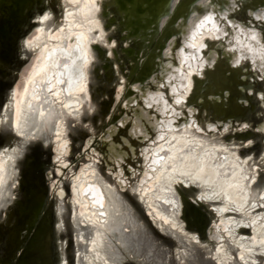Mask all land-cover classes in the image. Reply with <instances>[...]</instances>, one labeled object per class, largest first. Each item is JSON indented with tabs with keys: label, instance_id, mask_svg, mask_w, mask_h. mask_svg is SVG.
I'll return each mask as SVG.
<instances>
[{
	"label": "rangeland",
	"instance_id": "rangeland-1",
	"mask_svg": "<svg viewBox=\"0 0 264 264\" xmlns=\"http://www.w3.org/2000/svg\"><path fill=\"white\" fill-rule=\"evenodd\" d=\"M207 2L208 3H206L205 5V4H201L199 0L196 4H194L195 8H190L191 11L186 10L183 14L184 16H181L178 21L175 20L176 18H172L174 16L172 15V17L168 19L169 20L168 28H165V29H169L168 33H164L165 29L164 31L149 33L147 35V38L142 40L143 41L142 44L136 45L138 46L137 49L142 47V49L144 48L146 50L147 55L149 57L151 56L148 60L149 65L147 67V79L140 89L134 88L130 85H127L125 88H121L120 92L118 93L119 96L117 95V98H119L122 94L120 98L121 100L115 107L113 116H115V118L124 116L125 123L123 127L125 129L126 126L133 119L135 118L137 119L141 117L146 121L147 125L152 129L148 130L145 127V125H143L142 126L143 132L133 136V138L137 139L134 141H132L131 138L125 136V132H124L125 129L122 130L120 135L117 136L119 139L121 138H124V140L127 139L126 144L127 145L129 144L130 149L132 151L130 153L127 151V149H123L125 154V160L122 164V167L124 174H126V177H128V179L130 178L129 179L130 185L124 189L125 192H123V194L131 192L132 196L136 197L135 186H136V177L137 174L139 173L138 169L140 168V161H139L141 160L140 151L144 148H147L148 143H153L150 144V147L154 146L155 148L154 168L152 171V177L148 181V183L146 184V188L144 189V195L150 198L151 194L156 193L157 194L156 197L160 199L161 202H164V200L160 198V194H161L160 179L162 178L165 170L167 168H170V164H168L170 157L172 155L170 144L174 141V139L177 138L182 140L181 144L183 145V147H185L184 145H186L185 136H187V133H176L171 135L170 137L166 136L167 134L159 135L156 136L155 141H153L155 129L151 123H153V118H155L160 123L164 119L161 117L160 112L156 108L157 101H164L165 104L167 105L166 115L171 114V111L174 112L175 122H179V121L181 122L182 119H186V115H185L186 108L185 107L176 108L175 106H177V104L173 100V97H171V93L174 88L171 79L173 76V71L178 67L177 66L178 60L180 64L179 65L180 69H184V65L187 61H190L191 67H194L195 65L199 64L202 60L200 47L193 46L190 40H187L186 42L183 43V38H185V36L187 35L188 24L191 17L200 16L203 22L205 18L204 13H207L206 15H208V18L211 20V22L218 21L221 27L222 26L225 27V33L224 36L221 38V42L218 45H216L214 48V53L215 54L217 53L216 57H222V58L226 57V59H229L230 54H228L227 52L232 51L235 56L236 64L241 63L242 60L252 62V64L257 66V67L255 66L256 68L254 69L253 72H251V69L246 65V63H244L243 65H239V69L241 70V72H245V75L247 77H250V79L252 78L253 83L255 82L253 84L255 92L259 91L264 93V62H263L264 61V13L263 12L258 13V11H260L261 8H259V5L257 4L256 0H208ZM175 3H177V0L173 4L174 6L176 5ZM53 11L55 13L53 19H55L57 10L56 12L55 10ZM106 18L110 19L109 16H107ZM110 25L112 24L110 23ZM237 31L238 33L235 35V32ZM108 32L109 33H107V36H115L116 38H119V36L121 35L120 28L119 29L115 28L114 31L109 30ZM43 37H44V32L42 29H40L38 34L34 37V40L32 41V45H35L37 42L43 39ZM50 41L51 39L47 43L48 46L44 47L43 50H41L40 58L44 57V59L42 60V62L40 63L37 69H33L32 71L33 75L30 78V80L33 78V76L36 75L38 71L41 70L42 66L44 67L46 65H48L47 67L51 77L55 78L57 76L56 67L58 64V60L60 58V50H58V47L53 48L51 46ZM99 44L102 47L104 46L107 47L109 52H111L112 48L109 43L104 45L100 41ZM129 46L130 44H127V42L125 43L123 42L120 43L119 46L115 47L117 56L114 57L113 54L110 53V56L113 57L111 67L109 65L105 66L106 64L105 61L97 60L95 62L96 63L95 66L100 69L98 73L101 76L99 77L98 74L97 75L95 74V71L93 72V77H92L93 87L91 91L93 95L95 94L94 97H92V103H91L93 104V108H92L93 110L88 114L89 117L86 118L87 120L83 121L84 123H78V124L72 123L69 126L70 132H72L73 134L78 132L77 137L79 138L78 142L80 143L74 142L71 145L70 153L67 156V161H68L67 164L64 165L54 160L53 161L54 167L49 168L50 170L53 171L54 174V182L52 188H50V192H52V194L55 196V193L59 188V186L63 187L61 188V191H59V196L56 197V203L60 200V198H63L64 195L69 191L70 184L68 183L72 178L76 176L77 174L76 170L86 166L87 163L85 162H88V160H93V158H90L88 156L89 154L90 155L93 154L90 152H92L93 150H98V151L100 149L104 150L103 142L104 140H106L105 135H107L109 128H106L104 126L106 120L102 116V108L107 106L106 104L107 102H111L112 93L115 90V88L118 87L120 83L127 82L126 78L127 75H129L130 73L129 69L134 59L133 55L134 52L136 53L134 47H133V51L130 52ZM59 47L65 53L68 54L71 62H74L73 58L70 55L73 49L78 48L77 44H74L72 41L67 45L60 44ZM142 63H144V61H142ZM51 64L52 67L50 66ZM184 70L187 69L185 68ZM78 75L79 73H75V77H77ZM255 75L256 76L259 75V76L256 78ZM75 77L71 75L70 68L66 70L63 76L61 95L64 97L66 102H70L73 99L71 92H72V87L74 86L73 82L75 80ZM40 85L38 82L35 83L32 90L35 93V95H37L38 97L40 96L44 97V101L40 102L39 99L36 98L29 106H26L25 104L22 103V99L20 97L17 105L13 110L12 115H10L7 119L10 122V124L13 125L14 128L16 127L15 129L17 133H22L28 128L37 127L38 124L42 122V117L44 113L48 110V108L51 106L52 102L54 101L55 98L54 94L56 91H54L53 85L51 83L46 84V87H41ZM27 86L28 85H25L23 89L26 88ZM131 89L136 90L137 95L135 96L131 95L130 94ZM97 90H100V93H98ZM23 91L21 92V95L23 94ZM255 92H253L254 95L251 97V103L252 102L253 103L250 104V106L248 107L249 108L248 115H249V119L252 120V125L259 123L264 117L263 105L256 98ZM33 107L36 108L34 109ZM195 118L196 120L201 122V124H203L205 120H207L206 113L204 112L195 115ZM106 123L107 124L105 125H108V122ZM250 128L251 130H247V131L254 132L252 126ZM114 129L115 128H113V130ZM114 131H115L114 134L115 133L118 134L119 132V130L117 132V129H115ZM259 132L256 131L254 133V135H256L255 143L258 144V146L256 147L257 149L253 152V155L251 156L250 160L248 161L246 165V170L244 169L243 172L244 178L241 177L242 181L245 180L246 178L250 180L253 177L254 171H251V169L254 166H258V170L260 171L259 178L264 179V160L260 155L261 151L264 150V132H260V133ZM87 133H90L93 139L91 145L89 146V149L84 150V148L83 149L81 148L82 141H83V136H86ZM230 134L231 131L230 132L227 131L226 135H220V134L212 135L210 133H206L204 134V139L207 141L217 140L228 144V147L230 148H234L236 147V145H234L233 143L234 142L237 143L238 141L237 140L232 141L231 137L229 136ZM121 135H123L124 137H121ZM139 136H144L145 138L140 139L138 138ZM89 141L87 143L84 141V143H86L85 144L86 146L89 145ZM192 144L197 147L199 152L205 153L206 151L213 149V147H209V146L202 147L198 145V143L192 142ZM245 147L247 146H243V145L238 146L240 151L243 150V148ZM230 158H232L231 159L232 162L235 163V160L233 159L234 156H231ZM7 159H8L7 157H4L2 159L1 164L3 166L7 164ZM211 160L212 159L209 156H205L202 159V166L198 169L196 173L197 183L199 185L192 184L188 188L185 189L183 188L188 195L193 196V199L192 198L186 199L187 200L186 202L188 204L192 205L196 203L195 200L196 197L194 195L195 193L197 194V196H202L205 194L206 189L201 185V182H203L202 184L206 183L207 182L206 180L209 177L213 176V169L217 168L214 164L210 162ZM93 164L96 166L97 169L96 175L103 181L104 186L113 191L120 192V190L115 184V181L112 180L110 175L107 174V170L105 167L106 164L104 163V161L98 160ZM59 165L62 167L68 166L67 170H69V172L67 173L66 172L67 170H62L58 168ZM79 165L81 166L77 167ZM127 167L131 168V171H133V169L134 170L137 169V170L135 172L133 171L132 174H129V172H127L128 170ZM242 167L238 169L239 173L242 172ZM59 176L61 177L58 181ZM221 180L222 179L220 176L219 179L217 180L218 182L216 181L217 183L215 184V186L221 185L222 183ZM86 181H87L86 184H83L82 186L85 189L86 194L90 200L89 201L87 200V202L82 206L78 216L75 218L76 221L75 219L73 220L77 224V229L79 230L89 227V232L87 234H83V235L81 234V238L79 239L77 244L81 248L79 250L80 253H78V248L76 251L78 254L77 259L79 260L78 264L121 263L122 261L121 260L119 261L118 257L120 256L119 258L122 259L123 256L119 253L118 256V254L113 250L111 252V256H112L111 258L113 260H111L108 257L109 251L107 250L110 249L109 247H107L108 246L107 241L109 238H110L109 240L113 238V234L116 231L118 230L121 231V229L125 227L126 228L123 229L122 232L124 236H127L129 231L127 229L128 225L123 223V225L120 227L119 224H116L114 222L111 216V212L107 209L105 205L104 195L102 194L100 188L92 185L91 178ZM57 183L58 186H56ZM224 184H228V183H224ZM254 189H255L254 200L251 199V197H249V199L245 202L240 200H232V201L216 200V202L207 203L205 205L207 209L206 214L208 219L209 220L216 219L215 221L218 222L219 229H221L220 236L216 238V240L207 238L204 232L205 227L204 228L202 227L200 229V233H194L195 231H192L193 232L192 233L185 228L183 230L180 229V227L182 228V222L180 220H178V222H174L175 223L174 225L178 226L179 228L172 227L170 226V224H167V222L166 223L164 222L165 223L164 224L159 220L156 221L153 220L152 221L153 224L149 226L148 219L144 218L145 216L143 215L144 214L143 207L145 203L142 198L139 199L138 207L141 210L144 220L148 223V226L151 229H153L154 232H159L160 234H163L162 235L163 237H165V241H164L165 244H163L162 241V245L161 244L158 245L156 243V239L151 238L150 242H152V244H155V246L157 247H162L161 249L163 250V252L161 253L156 252L155 255H151V257L149 258L150 261L149 260L143 261V258H139V263L140 264H174V263L193 264L194 263L193 255H197L196 264H225V260L228 257L230 258V260L228 261L227 264H260V262L264 259V252H256L254 261L252 260L251 256L248 253L249 244H254L256 247L259 248L260 246L262 247V243H264L263 235L258 232V229L260 227H264V197L261 198V196L259 195L261 189L255 187ZM1 193H2V187L0 184V194ZM63 204L64 206L66 205L67 208L69 207L68 202L63 201ZM223 209L231 210L232 214L225 216L222 215L221 210ZM165 212H166L165 217L168 219L169 216L172 215L173 213V208L170 204L166 205ZM236 220H240L244 222L246 227L242 229V231L245 232L244 236H241L240 234H234L233 232L234 226L238 224ZM148 226L146 229H148ZM92 230H94L93 233ZM115 244L116 243L114 242V245ZM166 258L167 261L165 263L164 259ZM115 259H117V261H114Z\"/></svg>",
	"mask_w": 264,
	"mask_h": 264
},
{
	"label": "water",
	"instance_id": "water-1",
	"mask_svg": "<svg viewBox=\"0 0 264 264\" xmlns=\"http://www.w3.org/2000/svg\"><path fill=\"white\" fill-rule=\"evenodd\" d=\"M175 1L176 0H103L100 10V21L106 31V37L112 49L111 52H109L107 47H102L99 43L94 44L95 62L97 60L105 61V66L109 65L111 67L112 57L110 53L116 57L117 53L115 47L123 42L130 44V52L133 51V47L136 50L129 69L130 73L126 78L127 82H122L123 84L120 83L119 85H122V88L130 85L140 89L147 79L148 60L151 56L149 57L146 50L144 48L142 49V47L138 48L140 49L138 50V46L136 45L142 44V40L147 38L149 33L164 31L165 28H168V19L172 17V15H174L172 18H176L175 20L178 21L181 16H184L183 14L186 10L195 8L194 4L199 0H184L182 2L177 0L174 6L173 4ZM202 1L203 0H200L201 4ZM256 2L259 8L264 9V0H256ZM57 3V0H0V122L5 120L4 112L7 110V105L11 100L12 90L19 81L22 69L31 60L32 52L27 48L24 42L32 29L37 26L35 16L42 12L44 13L49 8L51 16L54 18L53 16L55 13L53 10L56 12ZM206 14L207 13H204L205 16ZM61 15L62 11L59 9L54 20H60ZM107 16H109L110 19H107ZM110 23L112 25H110ZM115 28L121 29L119 38L107 36L108 31H114ZM168 31L169 29H165L164 33H168ZM142 61H144V63H142ZM95 65L96 63H94L91 71V91L93 87V72L95 71L96 75L98 74L99 77L101 76L98 73L100 69ZM251 72L253 71L251 70ZM258 76L259 75H255L256 78ZM253 84L252 78L250 79L244 72H241L238 66L231 64L230 59H226V57H217L213 65L206 68L202 78H195L193 93L189 96L186 103L193 106L196 112L190 116L188 109H185L186 119H182L181 122L191 120L192 118L196 120L195 115L204 112L207 117L206 121H209V125L212 124V126L216 128L214 135H226L227 131H231L229 135L231 140L235 138L238 143H241L240 146H245L244 142L248 137H251L255 143L256 135H254V133L256 131L259 132L258 124L264 120V117L259 123L253 125L252 120L249 119L248 107L252 104L251 97L254 95L253 92H255ZM118 87H116L112 93L111 102H107V106L102 108V116L106 120L105 124L106 122L109 123L108 126L104 125L106 128H109L107 135H105L106 140L103 142L104 150H93L90 152L93 154H89L88 156L93 158L95 162L98 160L104 161L107 174L110 175L112 180L118 182L122 180L125 182V184H123L124 188H121L118 183H115L120 192L112 190L111 194L113 199L116 198L120 205L122 223L128 225L127 229L129 231L127 236H124L122 230L126 227H122L123 229H121V231L118 230L113 234L111 240H109L110 238L108 239L107 247L110 249L107 250L109 251L108 257L113 260L111 258V252L113 250L117 254L119 253L123 256L122 259L118 257V260L122 261L120 264H140L139 258H143V261H148L151 255H155L156 252H163L161 249L162 247L155 246V244L150 242V239L155 238L156 243L162 245V241L163 244H165V237L159 232H154V230L149 227L153 224V218L149 215L146 205L143 207V215L145 216L144 218L148 219L149 226L144 220L141 210L138 207V202L141 197L139 196L136 186V197H133L131 192L123 194V192H125L124 189L130 185V178L128 179V177H126L122 167L125 160L123 149H127L130 153L132 151L130 146L126 144L127 139L124 140V138L119 139L117 137L120 135L121 131L125 129L123 127L125 123L124 116L116 118L113 116L114 109L120 102L122 96V94L119 98L116 96ZM97 91L100 93V90ZM130 94L135 96L137 95V91L131 89ZM255 94L264 108V93L257 91ZM260 94L263 95V99L260 98ZM92 97H94V95ZM135 120L140 121L141 128L145 125L148 130L152 129L142 117L133 119L126 126L124 131L125 136L131 138L132 141L137 140L133 138V136L139 134L135 133L132 128V123H134ZM244 123H246V126L241 128ZM201 126L204 131L201 132L202 134H212L213 128L207 132L205 131L207 130L206 124L203 123ZM251 126L254 132L247 131L251 130ZM113 128L117 129V132L119 130L118 134H114L115 129L113 130ZM225 128L226 132L221 133ZM77 133H69L72 138L71 145L79 141ZM27 136L26 133L19 135L13 125L3 123L1 126L0 123V151L3 150L6 152L15 147L22 148L26 146L32 149L28 154L26 152L28 148H26L22 153V157H20V171L22 174L20 187L22 189V197L12 206V221L5 229L1 228L2 230H0V251H2L0 255V264H59V259L62 258L63 255L61 252L62 249L63 253L68 257V264H76V261L78 264L79 260L77 259L78 254L76 251L78 248V253H80L79 250L81 248L77 244L81 238V234L83 235L89 232V227L80 230L77 229V224L73 221L74 219L67 214L64 228L59 230V233L62 235L65 234L67 241L62 245V248L57 245V239H55V235L57 234L56 219L58 218L55 205L56 197L49 190L47 177L49 168L54 167L51 158V150L47 149L41 141H33L30 136ZM155 136L154 133L153 141H155ZM121 137L124 136L121 135ZM138 138L142 139L145 137L139 136ZM92 139L93 137L90 133L83 136L81 148L88 150ZM86 140H90L88 146L84 143ZM150 144L153 143H148L147 146L150 147ZM237 146L239 145L237 144ZM257 146L258 144L252 148L251 152H254ZM144 149L140 151L141 160L137 177L140 175V171L143 167L144 158L142 153ZM118 160H120L119 163L121 164L123 172L120 180H118L117 177L119 170L117 165ZM90 161L93 160H88V162ZM80 166L81 165L77 167ZM58 168L67 170L68 166L63 169L59 165ZM127 169L129 174L137 170L133 169V171H131V168L128 167ZM66 172L68 173L69 170ZM61 176L58 177V181ZM56 186H58V183ZM259 188L260 187H258V189ZM189 206H191V204L185 202V208ZM66 209L69 212L70 204ZM183 214L184 220L187 223V230L189 232L196 230L194 233H200L202 227L191 219L186 209ZM206 220H209L207 214ZM147 226L148 229H146ZM204 227L205 226H203V228ZM94 230H92V233ZM75 234H77L76 241ZM114 242L116 243L115 245ZM58 248H60V250ZM196 256L197 255H193V264H196ZM114 261H117V259ZM166 261L167 258L164 259L165 263Z\"/></svg>",
	"mask_w": 264,
	"mask_h": 264
},
{
	"label": "bare ground",
	"instance_id": "bare-ground-1",
	"mask_svg": "<svg viewBox=\"0 0 264 264\" xmlns=\"http://www.w3.org/2000/svg\"><path fill=\"white\" fill-rule=\"evenodd\" d=\"M207 1L208 0H203L202 4L206 5V3H208ZM102 4L103 0H60V11H62L60 20L55 21L52 18L49 8L44 13L42 12L35 16L37 26L32 29L24 42L27 48H29L32 52L31 60L22 69L19 81L12 90L11 100L7 105V110L6 112H4L5 120H3V122H0L1 126L3 123H8L9 125H11L7 119L10 115H12L13 110L17 105L20 97L22 99V103L26 106H29L36 98H38L40 102L44 101V97H38L37 95H35L32 88L37 82L39 83V85L43 84L40 85L41 87H46V84L51 83L53 85L54 91H56L54 94L55 98L51 106L44 113L42 122L40 121L41 123L38 124L37 127L28 128L27 130L18 134L22 135L26 133V135L30 136L33 141H41L47 149L51 150L52 161L55 160L64 165L68 163L67 156L69 155L71 148L72 138L71 134H69V126L72 123H84L83 121L87 117H89L88 114L93 110V104H91L92 93L90 89L91 71L95 63V52L93 49V45L99 43L100 41L104 45L108 43V39L106 38V31L104 30L103 25L100 21V10L102 8ZM262 12L264 13V9L258 11V13ZM40 29L43 30L44 37L35 45H32V41L34 40V37L38 34ZM224 33L225 27H221L218 21L211 22V20L208 18V15L205 16L203 22L200 16H193L190 18L187 35L185 36V38H183V43L187 40H190L193 46L200 47L202 60L194 67H191L190 61H187L184 65V69L186 68L187 70L180 69L178 60V67L173 71V76L171 79L174 85L171 97H173V100L177 104V106L175 107H185L186 109H188L190 116H192L193 113L196 112V109L193 106L188 105L186 101L193 93L195 78H202L204 76L206 68L208 66H212L216 61L217 53H214V48L221 42V38L224 36ZM237 33L238 31L235 32V35ZM50 39L51 46L53 48L58 47V50H60V58L56 67L57 76L55 78L51 77L47 67L48 65H46L44 67L42 66L41 70L38 71L36 75L33 76V78L30 80L33 75V69H37L44 59V57L40 58V52L44 47L48 46L47 43ZM72 41L78 46L77 49H73L71 51L70 56L73 58L74 62H71L68 54L60 48L61 46L59 47L60 44L67 45ZM83 45L85 48L83 47ZM227 53L230 54L229 59L231 61V64L235 66L239 67V65H243L244 63H246V65L252 71H254V69L257 67L256 65L252 64V62L246 60H242L241 63L236 64L234 53L232 51H228ZM50 66L52 67V64ZM69 68L71 70L72 76L75 77V73H79V75L75 77V80L73 82L74 86L72 87L71 92L73 99L70 102H66L64 97L61 95L63 82L62 79L66 70ZM25 85L28 86L23 89ZM121 88L122 85L118 87L116 96L120 92ZM22 91L23 94L21 95ZM260 98L263 99L262 94H260ZM156 108L160 112L161 117L164 119L160 123L155 118H153V123L151 124L152 126H154L155 135L159 136L167 134L166 136L170 137L171 135L176 133H187V136H185L186 145H184L185 147H183V145L181 144L182 140L177 138L174 139V141L170 144L172 150V155L168 163L170 164V168H167L165 170L162 178L160 179V198L163 199L164 202H161L160 199L156 197V193L151 194V199L144 195L146 184L152 177V171L155 162V148L154 146H151L144 149L142 153L144 158L143 167L140 171V175L136 178V189L139 193V196L143 199L147 211L153 218V220H159L162 223L167 222V224H170V226L177 228L179 227L175 226L174 222H178V220H180L182 222V228L180 227V229H188L186 228L187 223L183 217V213L186 209L192 220H194L201 227L205 226V235L207 236V238L216 240V238L220 236L221 229H219V224L217 221H215L216 219L206 220L207 209L205 205L207 203L216 202V200H240L245 202L249 199V197L254 200V187H260L259 189L261 190L259 192V195L261 196V198L264 197V179L259 178L260 171L258 170V166H254L251 169V171H254V175L250 180H248L247 178L243 181L241 180V177L244 178V169L246 170V165L253 155V152H251V150L256 146V144L251 137H248L244 142L245 146L247 147L243 148V150L240 151L237 144L240 146L241 143L238 142L233 143L234 145H236V147L230 148L228 147V144L217 140L207 141L204 139V134L201 133L204 131L202 129V126L199 125L201 124V122L199 123L198 120L192 118L191 120H186L185 122L176 123L174 121L175 116L173 111H171V114L166 115L167 105L164 101H157ZM208 122L209 121L206 120L204 122L207 127V130L205 131L209 132V130L213 128L211 133L214 135L216 128L212 126V124L209 125ZM140 125V121L138 120H135L134 123H132V128L135 133L142 132V128L140 127ZM245 126L246 123H244L241 128ZM258 129L259 131L264 132V120H262V122L258 124ZM223 132H226V128L221 133ZM235 140V138L232 139V141ZM88 141L89 140H86L85 142L87 143ZM192 142L198 143V145L202 147H213V149L206 151L205 153L199 152L197 147L194 146ZM26 148H28V146L22 148L15 147L14 149L6 152H4L3 150L0 151V184L2 187V193L0 194V230L5 229V227L10 224L13 215L11 213L12 206L20 197H22V189L20 187V181L22 178V174L20 171V157H22V153L26 150ZM31 151L32 149L28 148L26 152L29 154ZM260 155L264 160V150L261 151ZM205 156H209L212 159L210 162L217 168L213 169V176L209 177L206 180V183L202 184L203 182H201V185L206 189L205 194L202 196H197V194L195 193L194 195L196 199H194L196 200V203L185 208V202L187 201L186 199H193V196L188 195L184 191V189L188 188L192 184H198L196 173L202 166V159ZM231 156H234L233 159L235 160V163L232 162V158H230ZM4 157H7L8 159L7 164L3 166L1 162ZM94 162L95 160L93 159L92 162H88L87 165L83 168L76 170V176L72 179L70 177L71 180L68 183L70 184L69 191L55 204L56 212L58 215V218L56 219L57 234L55 235V239H57V245L61 248L62 245L66 243L67 238L65 234L62 235L61 233H59V230L64 228L67 214H69L72 219H75L78 216L82 206L87 202V200H90L86 194L85 189L82 186L83 184H86V180L90 178L92 185L99 187L102 194L104 195L105 205L111 212V216L114 222L116 224H119V226L123 225L121 220L122 213L120 205L116 198L113 199V196L111 194L112 190L106 188L103 184V181L99 177H97V169L93 164ZM119 162L120 160L117 161V165L119 167L117 176L118 180L122 178L123 174L121 164ZM240 167H242V172L239 173L238 169ZM220 176L222 179V183L221 185L215 186ZM47 177L50 190L54 182V174L52 170H48ZM121 181L122 180H120V182ZM120 182L115 180V183H118L121 188H124L123 184H125V182ZM61 188L63 187L59 186L55 193V197L59 196V191H61ZM63 201L70 204L69 212L65 208L66 205L64 206ZM167 204H170L173 208V213L169 216L168 219L165 217V207ZM221 211L222 215L224 216L232 214L231 210L223 209ZM236 221L238 222V224L234 226V234H240L241 236H244L245 232L242 231V229L246 228L244 222L240 220ZM193 231L196 232V230ZM258 232L264 237V227H260L258 229ZM76 238L77 234H75V241ZM248 247V253L253 261L255 260L254 258L256 252H264V243H262V247L260 246L259 248L254 244H249ZM58 249L60 250V248ZM61 252L63 255L62 258L59 259V264H68L67 255L63 253V249L61 250ZM1 254L2 251H0V255ZM229 260L230 258L228 257L225 260V264H227ZM263 262L264 259L260 262V264H263Z\"/></svg>",
	"mask_w": 264,
	"mask_h": 264
},
{
	"label": "flooded vegetation",
	"instance_id": "flooded-vegetation-1",
	"mask_svg": "<svg viewBox=\"0 0 264 264\" xmlns=\"http://www.w3.org/2000/svg\"><path fill=\"white\" fill-rule=\"evenodd\" d=\"M58 3H57V11L59 12V9L61 10V6H60V0H57ZM184 0H180V2H182ZM107 124V123H106ZM109 124V123H108ZM105 125V124H104ZM108 126V125H107ZM62 167V166H61ZM63 169H65V167H62Z\"/></svg>",
	"mask_w": 264,
	"mask_h": 264
}]
</instances>
